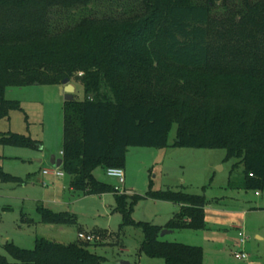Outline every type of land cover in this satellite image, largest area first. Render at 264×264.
Masks as SVG:
<instances>
[{
    "label": "trees",
    "instance_id": "1",
    "mask_svg": "<svg viewBox=\"0 0 264 264\" xmlns=\"http://www.w3.org/2000/svg\"><path fill=\"white\" fill-rule=\"evenodd\" d=\"M98 1L109 9L97 11ZM75 74L83 99L62 105L68 191L113 194L119 229L141 230L137 255L203 264L200 247L159 237L162 230H204V196L151 188L127 196L96 181L93 171L123 169L128 148H166L176 125L171 148L223 150L236 161L232 171L242 167L241 188L264 191V0H0V121L20 110L5 99L7 88L57 87ZM0 146L41 149L14 133H0ZM0 182L24 184L1 168ZM143 198L179 210L164 227L135 223L132 207ZM35 211L45 225L75 223L39 203ZM80 242L36 238L32 250L6 243L13 262L0 255V264L104 262Z\"/></svg>",
    "mask_w": 264,
    "mask_h": 264
},
{
    "label": "rangeland",
    "instance_id": "2",
    "mask_svg": "<svg viewBox=\"0 0 264 264\" xmlns=\"http://www.w3.org/2000/svg\"><path fill=\"white\" fill-rule=\"evenodd\" d=\"M94 5L97 11L103 12L110 7L107 1ZM79 78L75 74L69 81L75 88L76 101L83 99ZM4 97L19 102L20 110L11 111L7 119L0 121V133L30 137L41 143V149L0 146L1 170L24 181V184L0 182V255L13 262L4 249V242L32 250L36 238L69 244L80 242L77 234L83 233L94 238L88 243V250L104 258L102 264L124 261L164 264L162 259L137 255L141 230L119 229L122 218L114 211L113 194L72 195L68 192V177L42 175L43 170H54L50 158L59 159L62 144L63 97L58 88L42 85L7 88ZM175 134L176 125H173L168 146L163 149L128 148L122 169L123 185L108 178L101 167L93 171L94 179L127 196H144L150 188L204 196L208 201L204 209V230H176L160 236L159 240L200 247L203 264H264V191L257 192L256 196L253 191L243 190L242 167L232 171L236 161L226 160L223 150L171 148ZM28 176L33 177L27 180ZM37 203L54 213L73 215L75 223L42 224L35 211ZM178 210L171 203L143 198L133 205L131 219L135 223L164 227ZM239 233L243 235V245ZM241 252L248 256L247 260L235 259L234 254Z\"/></svg>",
    "mask_w": 264,
    "mask_h": 264
},
{
    "label": "built area",
    "instance_id": "3",
    "mask_svg": "<svg viewBox=\"0 0 264 264\" xmlns=\"http://www.w3.org/2000/svg\"><path fill=\"white\" fill-rule=\"evenodd\" d=\"M80 76V74H79ZM62 156V153H60V157ZM43 175H53L56 178H63L65 177L64 172L61 170V167L57 168L54 166V170H43L42 171ZM105 175L108 178H112V179H116V181L120 184L123 185L124 183V173L122 169L119 168H109L105 171ZM116 191L119 192V189L115 188ZM257 195V194H256ZM240 236V244L243 245L244 244V239H243V235L241 233H239ZM77 239L81 242L84 243H90L93 241V237L88 235V234H83V233H78L77 234ZM235 259L237 260H247L248 256L241 252V253H235L234 254Z\"/></svg>",
    "mask_w": 264,
    "mask_h": 264
},
{
    "label": "water",
    "instance_id": "4",
    "mask_svg": "<svg viewBox=\"0 0 264 264\" xmlns=\"http://www.w3.org/2000/svg\"><path fill=\"white\" fill-rule=\"evenodd\" d=\"M74 90H75L74 86L71 83H69L68 79H64L61 82L60 86L58 87L59 94H60V96L63 97L64 102H72L73 101ZM50 164L52 166L59 168L62 165V160H61V158L55 159L54 157H51L50 158ZM171 232L172 231H169V230H162L160 233V236L170 234ZM5 243L6 242H4V245H5ZM119 264H130V263L124 261V262H120Z\"/></svg>",
    "mask_w": 264,
    "mask_h": 264
},
{
    "label": "crops",
    "instance_id": "5",
    "mask_svg": "<svg viewBox=\"0 0 264 264\" xmlns=\"http://www.w3.org/2000/svg\"><path fill=\"white\" fill-rule=\"evenodd\" d=\"M58 87H59V86H57L56 88H58ZM74 89H75V88H74ZM74 92H75V90H74ZM73 97H74V94H73ZM63 102H64V101H63ZM63 102H62V105H63ZM60 153H61V149H60ZM59 158H60V154H59ZM42 175H43V174H42ZM58 179H59V178H58ZM68 192H69V191H68ZM69 194H71V193L69 192ZM256 194H257V193H255V195H256ZM72 195H73V194H72ZM104 195H105V194H104ZM100 196H101V195H100ZM256 196H257V195H256ZM174 206H176V205H174ZM176 207L179 209L178 206H176ZM172 216H173V215H172ZM172 216H171V217H172ZM171 217H170V218H171ZM171 233H172V232H171ZM171 233H170V234H171Z\"/></svg>",
    "mask_w": 264,
    "mask_h": 264
}]
</instances>
